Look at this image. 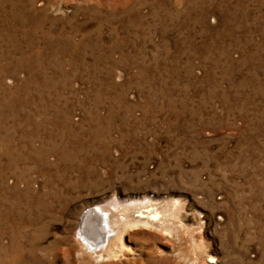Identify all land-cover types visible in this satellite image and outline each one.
I'll return each mask as SVG.
<instances>
[{
  "label": "rangeland",
  "instance_id": "374dc122",
  "mask_svg": "<svg viewBox=\"0 0 264 264\" xmlns=\"http://www.w3.org/2000/svg\"><path fill=\"white\" fill-rule=\"evenodd\" d=\"M32 5L0 23V264H264V0ZM112 200L156 218L98 259Z\"/></svg>",
  "mask_w": 264,
  "mask_h": 264
},
{
  "label": "bare ground",
  "instance_id": "6f19581e",
  "mask_svg": "<svg viewBox=\"0 0 264 264\" xmlns=\"http://www.w3.org/2000/svg\"><path fill=\"white\" fill-rule=\"evenodd\" d=\"M38 14V10L33 8L32 0H0V23L11 19L27 21L29 17ZM141 204L137 202L123 204L112 200L102 205L89 207L80 216L75 232L76 241L86 253L96 256L98 259L122 257L124 253L128 252L122 243L124 229L130 223L131 225L132 223L134 225L145 224L148 219L156 218L145 216L140 212L136 219L131 221L127 215L128 210ZM39 205L45 208L43 202H40ZM62 206L64 207V205ZM28 252L32 255V248ZM14 259L15 261H13L16 263L19 261L20 264H24L25 262L21 254L20 256L16 254Z\"/></svg>",
  "mask_w": 264,
  "mask_h": 264
}]
</instances>
